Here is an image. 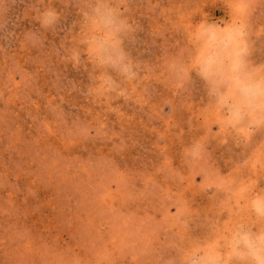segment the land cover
I'll list each match as a JSON object with an SVG mask.
<instances>
[{
	"label": "rangeland",
	"instance_id": "1",
	"mask_svg": "<svg viewBox=\"0 0 264 264\" xmlns=\"http://www.w3.org/2000/svg\"><path fill=\"white\" fill-rule=\"evenodd\" d=\"M96 2L0 0V264H245L237 237L264 234V94L244 88L264 87V0H108L141 65L109 69L114 91Z\"/></svg>",
	"mask_w": 264,
	"mask_h": 264
},
{
	"label": "clouds",
	"instance_id": "2",
	"mask_svg": "<svg viewBox=\"0 0 264 264\" xmlns=\"http://www.w3.org/2000/svg\"><path fill=\"white\" fill-rule=\"evenodd\" d=\"M53 12L55 13V10H53ZM92 13L104 22L106 28L115 34L116 39L119 42L116 47L105 45L100 49L96 56V67L102 70L100 76H102L103 79L100 80V83H103L108 91H114L120 89V84L109 73V69L112 72H115L116 75L121 77L124 81H135L139 77L141 70L140 63L134 62L124 51V40L128 39L131 41L135 39L134 34L137 28L133 22L129 21L128 17L124 15L122 11L113 7L108 0H97V2L92 5ZM55 15L56 19L48 25L40 22L42 26L47 28L58 23L59 15ZM4 31L7 34V41L10 42L16 38L15 33L10 32L7 29V26H5ZM29 37H34L38 40L39 34L29 32L24 35V39L31 43ZM78 57L79 54L76 53L74 59H76L77 63L79 62ZM172 67L175 68V65ZM179 74H182L180 68L175 75ZM192 78V73H189V82L192 81ZM200 78L203 80L202 76ZM258 84L259 81L256 80L244 86L249 96L255 95L258 97L261 94H264V87L258 88ZM209 94L218 100L219 96L223 95V92L218 89L217 92L213 94L209 90ZM230 105L231 101L225 106V112L228 111ZM202 151H206L204 145H198V143H196L193 154L198 156ZM235 251L237 258L244 261L245 264H248V262H250V264H264V234H258L255 230H252L250 233L247 231L241 232L235 242ZM190 264H202L199 255L193 257Z\"/></svg>",
	"mask_w": 264,
	"mask_h": 264
},
{
	"label": "bare ground",
	"instance_id": "3",
	"mask_svg": "<svg viewBox=\"0 0 264 264\" xmlns=\"http://www.w3.org/2000/svg\"><path fill=\"white\" fill-rule=\"evenodd\" d=\"M245 88V87H244ZM251 98H252V96H251Z\"/></svg>",
	"mask_w": 264,
	"mask_h": 264
}]
</instances>
